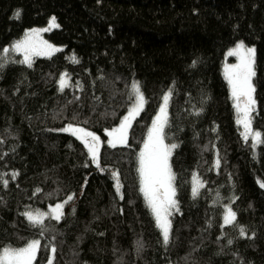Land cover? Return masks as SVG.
Listing matches in <instances>:
<instances>
[{
  "label": "trees",
  "instance_id": "1",
  "mask_svg": "<svg viewBox=\"0 0 264 264\" xmlns=\"http://www.w3.org/2000/svg\"><path fill=\"white\" fill-rule=\"evenodd\" d=\"M53 17L59 27L44 36L60 50L29 66L11 45ZM237 41L255 49L257 145L240 132L222 74ZM0 64V252L39 240L33 264H264V0H0ZM134 80L143 109L127 144L111 147ZM169 90L179 211L165 245L138 169ZM69 125L100 136L99 166ZM70 195L59 221L23 215ZM227 205L239 227L224 224Z\"/></svg>",
  "mask_w": 264,
  "mask_h": 264
},
{
  "label": "snow or ice",
  "instance_id": "2",
  "mask_svg": "<svg viewBox=\"0 0 264 264\" xmlns=\"http://www.w3.org/2000/svg\"><path fill=\"white\" fill-rule=\"evenodd\" d=\"M50 27H59V25L55 23L54 17L50 22ZM48 30V28L43 29V31ZM31 35H37V31L33 30ZM13 48L16 51L23 50L25 57L23 62L28 63L29 66H31L30 57L32 55H51L53 52L60 50L47 44V42H40V45H38L31 38L15 44ZM8 51L9 49H3V52L5 53ZM229 55L239 57V64L233 65L230 69H226V76L229 84L232 86L233 97H235L237 101L242 97L245 100L242 108L239 103H237L236 107L238 112L241 113L237 123L243 125L244 137L247 139L249 134H251V112L253 111V106L255 104V101L252 98V93L255 89L251 82L252 77L255 76V49L246 48L243 42H241L234 50L229 52ZM73 61L78 62L75 57H73ZM2 66L3 65L0 64V67ZM193 66H195V61L193 62ZM65 76H67L66 73L60 80L61 90H63L67 83L64 78ZM133 89L136 94L135 106L129 111V114L124 117L118 128L107 133V135L111 137L108 141V144L111 147H116L118 144H127V133L128 129L131 127V122L143 109L145 98L140 91L138 82L133 85ZM171 96L172 92L169 90V92L163 97L164 104L160 108V114L157 115L156 119L153 121L152 128L148 133V138L144 143L143 150L139 154L138 169L142 185L141 191L144 193L148 206L154 214L157 227L161 230L163 243L165 245L169 243L172 232V224L169 219L172 215L171 210L175 209L176 211H179L175 199L176 189L173 183L176 177L172 173L169 164V157L171 156L172 150L175 149L177 145L172 144L169 146L164 143V127L167 124V106ZM62 131L71 132L73 135H76L77 138L88 148V151L91 154V159L97 163V166H99L100 140L98 136L83 128L73 127L71 125L62 129ZM254 135L256 138H259L261 134L256 132ZM218 163L219 161H217V164ZM15 175L18 174H13V179H15ZM3 183L7 186L8 181L4 180ZM201 187H203V185L199 181L194 184L192 188V194L194 197L199 194V189ZM260 187L264 188V183H261ZM73 198L72 195L68 196L64 204L69 203ZM64 204H57L55 208L52 209V218L57 221L62 218ZM23 215H25L33 225H43L44 223V213L37 212L34 214L33 212H26L23 213ZM236 219L237 213L231 207H228L226 214L224 215V224L239 227V225L235 224ZM239 231L241 236L247 235L243 227H240ZM228 243L231 244L232 241L229 240ZM40 246L39 240H33L28 243L27 246L20 249L5 248L3 252L0 253V264H33ZM55 252L56 248L54 246L51 247V253L53 256ZM48 264H53L52 259H49Z\"/></svg>",
  "mask_w": 264,
  "mask_h": 264
},
{
  "label": "rangeland",
  "instance_id": "3",
  "mask_svg": "<svg viewBox=\"0 0 264 264\" xmlns=\"http://www.w3.org/2000/svg\"><path fill=\"white\" fill-rule=\"evenodd\" d=\"M50 22H51V21H49L48 23H46L45 25H42V26H35V27H31V28L26 29V30L22 33V36H21L17 41H15L14 43H12V45H11V50L14 51V52H16V53H18V54L21 56V58L24 60L25 57H24V52H23V50L16 51V50H14L13 46H14L15 44H17V43H19V42H22V41H25L26 39H29V38H31V39H32L35 43H37L38 45H40V42H47V44L52 45L53 47L57 48L55 45H53L52 43H50V42L45 38V36H44V32H45V31H43V29H45V28H49V27H50ZM33 30H36V31H37V35H35V36H32V35H31L32 32H33ZM241 42H242V41H237L236 43H234L231 47H229V48L227 49V51H226V53H225V56H224V59H223V63H222V74H223V77H224V79H225V81H226V83H227V86H228L229 96H230V99H231V102H232V104H233L234 111H235V114H236V121H238V119H239L240 116H241V113L238 112L236 105H237V103H239L240 106H241V108H242V107L244 106L245 100H244V98L242 97L239 101H237V99H236L235 97H233V94H232V86L229 84V81H228V79H227V76H226V69H230L233 65H237V64H239V57H238V56H230V55H229V52L232 51V50H234V49L236 48V46H237L239 43H241ZM243 44H244V43H243ZM244 45H245L246 48H254L253 46H249V45H246V44H244ZM36 56H47V55H45V54L32 55V56L30 57V60H31L33 57H36ZM62 76H64V75H62ZM62 76H61V77H62ZM61 77H60V79H59V84H60ZM64 78H65L66 81H68V79H67L66 76H65ZM251 82H252V81H251ZM136 83H137V82H135V80L131 83V87H130L131 103H130L128 109L126 110V112L124 113V115L122 116V118H121V120H120V122H119V124L117 125L116 128H118V127L120 126V124H121V122L123 121L124 117H126V116L129 114V111L135 106V103H136V99H135L136 94H135V91H134V89H133V85L136 84ZM252 85H253V83H252ZM140 91H141V90H140ZM143 96H144V95H143ZM252 98L254 99V94H253V93H252ZM254 101H255V100H254ZM163 104H164V101H163V103L161 104L160 108L163 106ZM254 107H255V104H254V106H253V109H254ZM160 108H159L157 114L155 115L153 121L156 119L157 115L160 114ZM252 112H253V111H252ZM252 112H251V118H252ZM153 121H152L151 126H150V128H149V131H150L151 128H152ZM237 124H238V127H239V129H240V132H241L242 135L244 136V127H243V125H242V124H239V123H237ZM66 128H67V127H66ZM114 129H115V128H114ZM149 131H148V133H149ZM256 132H258V131H256L255 129H253V128H252V125H251V134H249L248 138L251 140V142H252L253 145H257V144L260 142V137H259V138H256L255 135H254ZM148 133H147V136H146V138H145V140H144V142H143V144H142V146H141V148H140L139 154H140V152L143 150L144 143L146 142V140H147V138H148ZM94 134H95V133H94ZM95 135L98 136L97 134H95ZM98 137H99V140H100V144H99V148H100V145L102 144V139L100 138V136H98ZM110 139H111V137L107 136V137L105 138V142L108 144V141H109ZM164 143H165L166 145H169V146H170V144L166 143L165 141H164ZM108 145H109V144H108ZM87 149H88V148H87ZM90 155H91V154H90ZM169 158H170V157H169ZM141 187H142V185H141V178H140V189H141ZM142 194H143V196H144V198H145V195H144L143 192H142ZM145 201H146V203H147L146 198H145ZM57 204H64V201H60V202H57V203H55V204L48 205V207H47L46 210H44V209H43V210L40 209V210L26 211V212H33L34 214L37 213V212H39V213H44V214H45V217H46V216H51V217H52V215H53V214H52V209L55 208V206H56ZM147 205H148V203H147ZM228 207H229V205L226 206V211H227V208H228ZM149 208H150V207H149ZM150 209H151V208H150ZM62 211H63V209H62ZM151 211H152V210H151ZM173 211H174V209L171 210V212H173ZM226 211H225L224 215L226 214ZM152 213H153V212H152ZM153 215H154V214H153ZM45 217H44V218H45ZM154 218H155V217H154ZM169 219H170V217H169ZM223 222H224V217H223ZM160 231H161V230H160ZM31 241H33V240H30L28 243H30ZM28 243H27V244H28ZM27 244L24 245L23 247L27 246ZM23 247H20V248H23ZM20 248H17V249H20ZM8 249H11V248H8ZM3 250H4V249H3ZM3 250H2L0 253H2Z\"/></svg>",
  "mask_w": 264,
  "mask_h": 264
},
{
  "label": "bare ground",
  "instance_id": "4",
  "mask_svg": "<svg viewBox=\"0 0 264 264\" xmlns=\"http://www.w3.org/2000/svg\"><path fill=\"white\" fill-rule=\"evenodd\" d=\"M226 211V210H225Z\"/></svg>",
  "mask_w": 264,
  "mask_h": 264
}]
</instances>
